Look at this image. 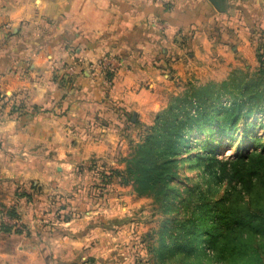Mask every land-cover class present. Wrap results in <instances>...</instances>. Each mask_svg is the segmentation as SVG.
I'll list each match as a JSON object with an SVG mask.
<instances>
[{
	"label": "clouds",
	"instance_id": "clouds-1",
	"mask_svg": "<svg viewBox=\"0 0 264 264\" xmlns=\"http://www.w3.org/2000/svg\"><path fill=\"white\" fill-rule=\"evenodd\" d=\"M0 264H264V0H0Z\"/></svg>",
	"mask_w": 264,
	"mask_h": 264
},
{
	"label": "trees",
	"instance_id": "trees-1",
	"mask_svg": "<svg viewBox=\"0 0 264 264\" xmlns=\"http://www.w3.org/2000/svg\"><path fill=\"white\" fill-rule=\"evenodd\" d=\"M231 134L232 128L228 118L224 115L223 108L220 107L215 117L192 131L191 139L213 145L219 150L223 142L230 139Z\"/></svg>",
	"mask_w": 264,
	"mask_h": 264
},
{
	"label": "rangeland",
	"instance_id": "rangeland-1",
	"mask_svg": "<svg viewBox=\"0 0 264 264\" xmlns=\"http://www.w3.org/2000/svg\"><path fill=\"white\" fill-rule=\"evenodd\" d=\"M227 141H228V140H226V142H223V144H222V146L219 148V150H221V149H223V148H225V147L228 146V145H227Z\"/></svg>",
	"mask_w": 264,
	"mask_h": 264
}]
</instances>
